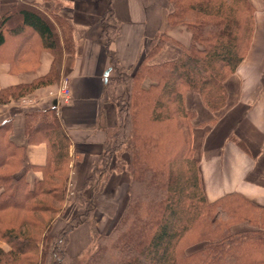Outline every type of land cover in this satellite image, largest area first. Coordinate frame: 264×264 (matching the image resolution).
I'll list each match as a JSON object with an SVG mask.
<instances>
[{"label": "trees", "instance_id": "16d2710c", "mask_svg": "<svg viewBox=\"0 0 264 264\" xmlns=\"http://www.w3.org/2000/svg\"><path fill=\"white\" fill-rule=\"evenodd\" d=\"M101 21L102 37L109 43L118 28L110 8ZM177 28L189 33L187 44L169 35ZM252 31L253 8L247 0H167L164 27L139 64L107 79V84H125L127 92L118 111L119 123L84 182V186L96 182L118 153L111 168L124 166L128 174L125 205L111 231L93 234L90 248L75 256L66 252L68 233L82 215L91 218L94 231V204L78 191L77 206L83 212L69 219L59 235L49 234L65 205L71 160L70 140L55 109L25 113V142L13 138L9 120L2 121L0 239L9 248L0 247V264H264V206L235 192L213 201L205 198L192 146L196 114L184 100L188 91L200 96L212 114L201 125H211L226 111L225 82L246 55ZM169 41L178 44L179 54L148 63ZM33 49L52 54L49 71L1 90V103L57 84L63 54L74 50L72 26L56 8L19 0L0 20V62L6 58L12 70L23 62L22 54ZM107 53L112 61L108 47ZM146 78L150 83L144 86ZM28 142H45L43 165L27 162ZM121 153L127 154L125 162ZM29 169L41 171L31 187L25 179ZM45 212L52 216L43 227L36 214ZM194 244L199 246L187 252Z\"/></svg>", "mask_w": 264, "mask_h": 264}, {"label": "crops", "instance_id": "0c3cea01", "mask_svg": "<svg viewBox=\"0 0 264 264\" xmlns=\"http://www.w3.org/2000/svg\"><path fill=\"white\" fill-rule=\"evenodd\" d=\"M18 1L0 0V20ZM51 1L43 0V6L50 9ZM247 1L253 8L252 37L246 55L225 82L229 107L211 125H201L199 123L210 119L212 114L200 96L188 91L184 100L185 106L196 114L192 146L205 198L213 201L235 192L255 205L264 206V0ZM56 4L57 13L70 22L73 32L74 50L72 54H63L59 79V82L67 79L71 99L58 104V97L49 93L59 82L39 87L21 98L9 97L6 102H0V123L9 120L13 138L25 142V113L55 109L70 140L68 189L80 191L84 196L95 186L86 197L94 204L92 214L97 231L107 229L108 233L126 202L128 174L125 167L112 169L110 163L93 188L84 186L85 179L98 163L108 134L119 123L118 111L125 85L107 84V79L117 72H131L139 64L152 38L164 27L167 0H56ZM108 8L118 26L109 43L102 37L104 24L101 21ZM169 35L182 44L189 41V33L183 29H173ZM107 47L114 54L112 61ZM33 50L22 54L20 61L23 62L12 70L6 58L1 60L0 91L47 74L52 54L47 49ZM179 52L178 44L169 41L147 62L169 60ZM35 61L37 63L33 64ZM149 83V79H144V86ZM25 154L29 164L41 166L46 161L47 146L45 142H28ZM40 178L39 169L25 172L30 187ZM90 237L88 224L80 223L71 232L67 253L81 252Z\"/></svg>", "mask_w": 264, "mask_h": 264}, {"label": "rangeland", "instance_id": "374dc122", "mask_svg": "<svg viewBox=\"0 0 264 264\" xmlns=\"http://www.w3.org/2000/svg\"><path fill=\"white\" fill-rule=\"evenodd\" d=\"M35 1H37L38 3H41L42 5H43V0H35ZM51 3L53 4L50 8H56V9H58V4H56V0L55 1H51ZM118 73V72H117ZM62 80H64V79H62ZM61 80V81H62ZM66 81H67V79H65ZM60 81V82H61ZM59 82V83H60ZM67 84H68V82H67ZM125 85V84H124ZM69 86V85H68ZM57 88L58 87H56L55 88V90L54 91H50V92H52V93H50V94H54L56 97H57V94H56V91H57ZM70 89V88H69ZM127 90V86L125 85L124 86V90H123V98H125V96H126V91ZM125 92V93H124ZM70 99H71V93H70ZM69 99V100H70ZM194 121V120H193ZM113 131V130H112ZM111 131V132H112ZM110 135V134H109ZM108 137V136H107ZM116 155H118V153H114L113 154V156H111V158H110V161H111V164L112 163H114V161L117 159V157L118 156H116ZM119 158H121V159H123V158H125V159H127V154L126 153H121L120 155H119ZM99 162H100V160H98V163L97 164H99ZM110 166V165H109ZM108 166V167H109ZM120 169V168H119ZM118 170V169H117ZM105 173H106V171H105ZM91 174V173H90ZM89 174V175H90ZM105 174H102L101 176H100V178H102L103 176H104ZM88 177V176H87ZM99 178V179H100ZM98 179V180H99ZM98 180H96V182H93V183H89L87 186L88 187H91V188H93V186L94 185H96L97 184V182H98ZM93 184V185H92ZM94 189H95V186H94V188L91 190V191H94ZM70 191H71V193H69V190L67 189V194H66V200H65V202H64V206H63V209H62V211L60 212V214L57 216V218H55V220L56 219H59V218H61V220L60 221H58L57 222V220L55 221H53L52 223H51V227H50V230H49V234L50 235H52V236H57V235H59L60 234V232L62 231V229H63V227L65 226V224L67 223V221L69 220V219H71L72 217H74V216H76V215H78V214H80V213H82L83 212V210H84V208H80V207H78L77 206V200H76V198L77 197H75L76 196V194L78 193V191H75L74 189L73 190H71L70 189ZM91 191L89 192V189L87 190V194L86 195H88L89 193H91ZM86 195H84V198L86 197ZM90 198V197H89ZM86 199H87V197H86ZM37 216L36 217H38V218H40L41 219V225L44 227V225L47 223V221H48V218H50L51 216H52V214H50V213H47V212H45L44 214H36ZM92 218H93V220L95 221V219H94V216H93V214H92ZM79 219H80V222L77 224V225H75L70 231H69V233H68V236H67V241H66V244H65V246L67 247V245H68V241H69V238H70V236H71V232H73V230L80 224V223H82V222H86V224H88V229H89V233H90V239H89V241H88V244L81 250V252H85L87 249H89L90 248V246H91V240H92V235L93 234H101V235H106V234H108V233H106L107 232V229H105L104 231H102V232H104L105 234H103L102 232L101 233H99L98 231H97V229H96V224L94 223L93 224V228H94V231H93V229H91V227H90V221H91V218H86L85 216H80L79 217ZM244 225H241V226H239V227H243ZM88 240V239H87ZM199 245L198 244H194V245H192V246H190V247H188L187 249H186V251L187 252H189V251H192V250H194L195 248H197ZM0 247L2 248V249H4V250H7L8 248H9V246H8V244L6 243V242H4L3 240H1L0 239ZM67 252V251H66ZM67 255L68 256H75V255H77V254H74V255H69L68 253H67Z\"/></svg>", "mask_w": 264, "mask_h": 264}, {"label": "built area", "instance_id": "2783aa9c", "mask_svg": "<svg viewBox=\"0 0 264 264\" xmlns=\"http://www.w3.org/2000/svg\"><path fill=\"white\" fill-rule=\"evenodd\" d=\"M57 87L58 88H57L56 94H57V97L59 100L58 104L68 103L69 99H70V89H69V86L67 84V81L65 79L62 80ZM50 93H52V92H50ZM56 109L58 112L57 105H56ZM68 190H69V193H71L70 189H68Z\"/></svg>", "mask_w": 264, "mask_h": 264}, {"label": "water", "instance_id": "95a60500", "mask_svg": "<svg viewBox=\"0 0 264 264\" xmlns=\"http://www.w3.org/2000/svg\"><path fill=\"white\" fill-rule=\"evenodd\" d=\"M107 72H108V71H106V73H107ZM106 73H105V74H106Z\"/></svg>", "mask_w": 264, "mask_h": 264}]
</instances>
